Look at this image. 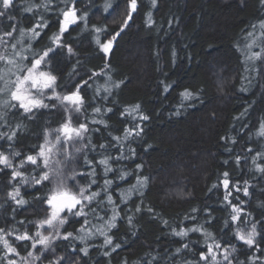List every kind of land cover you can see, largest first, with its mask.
I'll list each match as a JSON object with an SVG mask.
<instances>
[{
  "label": "trees",
  "instance_id": "trees-1",
  "mask_svg": "<svg viewBox=\"0 0 264 264\" xmlns=\"http://www.w3.org/2000/svg\"><path fill=\"white\" fill-rule=\"evenodd\" d=\"M32 2L34 0H19V7L13 14L20 26L27 27L32 23V15L22 10ZM112 2L115 4L116 0ZM104 3L105 0H92V3L82 0L77 3L78 8L89 14V30H82L81 24L70 36L65 34V40L77 55L65 57L59 64L53 62L51 71L58 76L57 83L63 85L57 91H65L80 79L76 73L69 75L77 60L81 62L77 65L80 75L89 70L99 72L105 63L110 64L106 71L112 79L125 83L113 90V96L108 101L98 98V104L114 108V111L95 117L97 120L104 119L108 127L92 125L100 129L98 134L93 135V143L117 145L112 136H122L121 130L131 126L129 117H121V109L140 104L143 114L150 117L142 122V138L130 139L121 145L124 156H131L129 148L135 149L136 155L114 163L113 167L140 172L135 165L142 163L144 167L140 174L148 176L150 182L142 197L133 194L127 206L133 209L131 213H127L123 204L120 205L125 209L121 215H133L135 225L134 229H130L126 221H121L119 230H113L115 242L120 243L121 247L110 257L103 255L105 249L94 248L86 259L88 264L194 262L197 253L205 247L204 236L190 233L183 242L191 241V250L176 254L175 250L181 247V242L171 229L184 221L185 216L196 215L195 222L184 221V226L203 224L217 239L228 238L225 235L227 230L223 229V220L228 217V210H224L221 203L223 189L212 188L213 184L219 183L223 172L227 171L234 182L247 180L253 185L254 195L249 198L241 193L240 198L248 201L244 208L254 217L264 215L261 208L264 180L260 179L264 174L255 171L251 162L255 151H264V138L256 135L260 121L264 120V65L256 62L255 67L262 68L259 75L255 71L246 72L241 51L254 38L258 44L264 40L259 28V22L264 20V0H158L156 7L152 6V0H138L139 9L133 15V22L116 38L111 53L106 57L97 50L90 29L92 25H107L108 33L117 31L122 20L123 5L116 14L107 17L102 12ZM149 12L154 21L151 26L147 23ZM52 16L51 31H56L54 13ZM254 24L257 25L256 29L251 27ZM0 27H3V23H0ZM249 32H253V37H248ZM100 38L103 41L111 36L102 33ZM252 50L260 51V47H253ZM248 67L251 69L253 65L250 63ZM105 79L101 76L89 81L92 88L82 89V92H87L86 100L92 96L93 89L104 85ZM166 84L170 85L167 91L164 87ZM185 89L197 92L199 98L184 101L181 108L180 94ZM104 95L101 90L99 97ZM178 111L179 115L176 114ZM241 113L244 115L241 116ZM9 120L27 125L22 142L16 144L17 150L23 153L29 150V145L42 142L35 134L41 133L45 126L57 127L60 116L49 117L45 112L35 122L22 117L13 120L11 116ZM4 130L0 128V131ZM222 136L234 137L237 143L226 145L221 140ZM249 147L253 149L252 153L246 152ZM227 148L232 151H227ZM101 152L103 150L98 149L97 153H90L89 158L96 155L99 159ZM105 154L116 156L121 153L117 152L116 147H109ZM237 155L247 156L248 159H242L237 165ZM225 161L228 163L225 164ZM258 163L264 164V159ZM134 183V176L131 175L127 181H119L121 188H128ZM5 187L3 179H0V200L3 199ZM253 188H250V192H253ZM21 191L24 193L23 188ZM118 196V192L114 193V198ZM25 199L30 203L25 206L26 210L16 214L15 220L12 219L11 208L0 209V221H7V224L0 222V227L14 225L23 231L24 227L16 221L23 219L27 224V221L45 215L40 210L39 202L33 201L32 194L25 193ZM141 199L142 211L136 213L135 204L140 203ZM149 207L154 211L148 212ZM193 208L201 211L192 213ZM205 208H211L216 218L211 225L205 223ZM108 212L110 215V209ZM100 215H104V212L101 211ZM164 220L168 221V226L163 223ZM93 223L100 222L93 220ZM28 229L33 230L31 225ZM102 240V237H98L94 243L100 245ZM237 255L240 260L246 259L244 253ZM81 264H84L83 260Z\"/></svg>",
  "mask_w": 264,
  "mask_h": 264
},
{
  "label": "snow or ice",
  "instance_id": "snow-or-ice-1",
  "mask_svg": "<svg viewBox=\"0 0 264 264\" xmlns=\"http://www.w3.org/2000/svg\"><path fill=\"white\" fill-rule=\"evenodd\" d=\"M78 2L82 0H34L22 9L32 15V23L23 27L13 14L19 7V0H0V23H3V27H0V128L5 129L0 131V179H3L6 186L3 199L0 200V209L11 208L12 219L15 220L16 214L26 210L25 206L30 203L25 199V193H28L32 194L33 201L39 202L40 210L45 213L42 218L29 220L27 224L23 219L16 221L24 227L23 231L14 225L0 227V264H81L82 260L84 264H88L86 258H89L90 251L94 248L105 249L103 255L110 257L121 247L120 243L115 242L113 230H119L121 221H126L130 229L135 228L133 215L121 213L125 209L127 213L133 211L127 207L133 194L138 198L142 197L150 182L148 176L140 174L144 167L142 163L135 165V169L140 172L113 167L114 163L118 164L119 161L136 155L135 149L129 148L131 156H124L121 145L130 139L142 138V122L150 117L143 114L140 104L121 109V117H129L131 126H125L121 130L122 136H112V140L118 142L117 145L93 143L92 137L100 129L92 125L102 124L105 128L108 127L104 119L97 120L95 117L114 111V108L98 104V98L108 101L113 96V90L121 88L125 83L112 79L106 71L111 67L110 64L105 63L99 72L89 70L80 75L77 65L81 62L77 60L69 75L76 73L80 79L71 89L57 91L63 85L57 83L58 76L51 71L53 62L59 64L65 57L77 55L72 45L65 40V34L70 36L81 24L82 30H89V14L77 7ZM157 3L158 0H152L153 7ZM121 5L122 20L117 31L108 33L107 25H92L90 29L94 34L97 50L105 57L111 53L116 38L133 22V15L139 9L138 0H116L115 4L112 0H105L102 12L111 17ZM53 13L56 31H51ZM147 23L149 26L154 23L151 12L148 13ZM251 27L256 29L257 25ZM259 28L262 30L261 37H264V20L259 22ZM102 33L111 38L102 41ZM248 37H253V32H249ZM253 47H260V51H253ZM241 51L245 71H255L259 75L262 68L255 65L257 61L264 65V40L258 44L254 38ZM250 63L253 65L251 69L248 67ZM101 76L106 77L104 85L93 89L92 96L86 100L87 92H82V89H91L89 81ZM164 87L167 91L170 85L166 84ZM101 90L105 93L103 97H99ZM180 95L181 108L184 101L199 98L197 92L189 89H185ZM45 112L49 117L59 114L58 126H45L41 133H34L42 142L29 145V150L23 153L17 150L16 144L22 142L27 125L19 121L12 123L9 117L13 120L22 117L35 122ZM176 114L179 115V111ZM45 124H48L47 120ZM256 135L264 138V120L260 121ZM221 140L226 145L237 143L234 137L222 136ZM109 147H116L121 154H105ZM98 149L103 150L99 153L100 158L97 159L96 155L89 158V154L97 153ZM226 150L232 151L230 148ZM246 152L252 153L253 149L249 147ZM242 159L246 161L248 157L237 155L235 163L239 165ZM261 159H264V151L257 150L251 162L255 171L264 174V164L258 163ZM130 175L134 176L135 183L128 188H121L119 181H127ZM260 179L264 180V175ZM212 188L223 189L221 203L224 210H228V217L223 220V229L227 230L225 235L228 238L217 239L203 224L185 227L184 221L197 220L196 215H188L171 229L172 234L179 237L181 242V247L175 250L176 254H180L182 250L190 251L192 242L183 241L190 233H200L205 238V247L197 253L194 262L185 260L184 264H264V215L254 217L244 208L248 201L240 198L241 193L249 198L254 195L253 185L247 180L242 183L239 180L234 182L225 171L221 174L219 183L213 184ZM250 188H253V192H250ZM261 191L264 192V189ZM117 192L119 196L114 198V193ZM142 203L141 199L140 203L135 204L136 213L142 211ZM121 204L125 209L120 207ZM261 208L264 209V202L261 203ZM101 211L104 215H100ZM147 211L151 213L154 210L149 207ZM200 211L201 209H192V213ZM203 211L206 213L205 223L211 225L216 219L212 214L213 210L205 208ZM93 220L100 223H93ZM0 222L7 224L6 219ZM163 223L168 226L167 220ZM29 225L32 231H29ZM98 237L103 238L100 245L94 243ZM209 240L212 242L209 243ZM238 253H244L246 259L240 260Z\"/></svg>",
  "mask_w": 264,
  "mask_h": 264
}]
</instances>
